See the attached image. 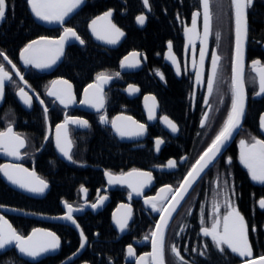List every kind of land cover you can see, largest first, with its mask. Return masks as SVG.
Listing matches in <instances>:
<instances>
[{"label": "flooded vegetation", "instance_id": "1", "mask_svg": "<svg viewBox=\"0 0 264 264\" xmlns=\"http://www.w3.org/2000/svg\"><path fill=\"white\" fill-rule=\"evenodd\" d=\"M16 1L8 0V11L5 18L0 20V29L9 23L11 14L15 10ZM20 1L27 9V0ZM165 1L167 15L175 27V32L165 44L162 66L149 65L145 52L130 50L125 53L121 60L129 53H138L139 65L134 67L133 71L122 73L119 68L120 60L116 71L103 72L111 75L112 79L101 86L104 107L100 111L88 105L84 109L78 107L85 88L93 83L98 84L97 76L83 86H76L71 81L57 76L58 67L63 61L67 48L77 45L66 47L62 61L54 69L38 70L30 65L26 66L20 59L21 50L29 42L41 37L57 38L61 29L41 27L45 30H58V35L39 36L18 45L14 51H9L2 46L3 36L0 35V52L5 53L12 62L9 64L7 60L0 57V65L11 77L4 84L0 105V132H6L8 127H11L13 133L25 141V146L19 149V159L0 150V165H20L30 172L34 171L37 177L48 184V192L51 187L59 184L58 176L61 170H68L72 175L78 171L84 172L83 180L77 184L72 195L57 200L58 209L53 214L31 211L27 206V204L44 200L48 192L42 198H32L10 188L8 183L14 184L0 176V216L7 220L20 235L26 237L32 233L33 229H42L54 233L60 240L57 249L46 252L45 256L41 254L40 258L22 255L34 260L23 258L14 245H8L6 248L0 249V264H136V260L140 257H145L150 264V256H146V254L150 253L151 233L159 214L153 212L151 207L145 204V198L156 196L158 191L166 185L171 186L173 190L179 186L192 165L222 128L231 105L233 48L231 0H209L210 32L207 37L208 42L206 45L204 44L206 55L200 83H197L196 79V67H199L200 62V39L194 36V43L189 44L185 28L193 29V14L199 13L196 17L195 34L203 36L201 2L200 0ZM140 2L144 10L133 19L136 28L144 27L149 13L153 12L151 5L149 10L144 7L143 0ZM85 3L86 0L73 13L69 14L63 23V28L67 27L69 19ZM120 5L124 6V1H121ZM109 10L113 12L111 20L115 24L116 8L110 7L98 15ZM217 10L222 12L220 22L225 24L224 34L220 30L222 32L220 34L221 47H217L215 40L217 33L215 11ZM141 14L146 17L143 25H140L136 20V17ZM246 18L247 39L244 62L246 110L244 120L236 137L196 182L169 222L164 235L165 264H222L229 263L231 259L237 264L241 261L231 253L226 245H222L224 251L221 252L210 237H205L201 233L202 227L211 226L210 216L213 211V203L219 204L221 218L228 211L223 202L224 198L220 195L222 189L227 191L233 207L245 219L248 226V244L253 256L264 255L262 253L264 251V209L259 207V201L264 199V183L252 180L247 168L240 162L241 140L246 143H253V138L264 140V134L259 129V120L264 114V94L256 97L259 92L258 76L252 70V61L254 60L260 61V64L256 65L257 68L264 66V0H253L251 6L246 8ZM116 26L125 34L123 41L116 49L100 47L91 40L88 32L87 35L93 44L101 49L114 51L120 48L126 38L124 30L118 25ZM169 42L172 44V54L177 60L176 66L179 68V75L177 68L173 70L164 63V54L169 50ZM213 50L217 52L221 60L218 78L214 83L212 94L209 95L207 77L211 71V52ZM194 61L196 67H194ZM13 65H15V69H13ZM17 71L23 76V83L16 75ZM116 73L119 75H115ZM157 73L162 74L163 79ZM60 80L67 81L71 85L70 91L75 98L74 102L69 103L67 107L56 101L54 97L47 95L48 90L53 87L52 82ZM130 85L138 91L130 93L128 90ZM174 86H177L179 90V100L176 106L164 100V97L169 96L170 89ZM56 87L64 86L56 85ZM20 88H23L32 98L30 106L26 105L18 95ZM162 96L163 103L161 102ZM153 97L155 101H153ZM205 97H207V103H205ZM41 100L44 102L43 104L40 103ZM153 105H155V118L150 120L149 109ZM45 107L48 110L47 114L44 111ZM205 113L208 116L202 126L201 120L205 118ZM101 115L106 117V123L100 122ZM164 116L176 124L177 132L173 133L165 123H161L160 117ZM65 117H76L88 122L87 127L76 124L67 126V137L72 142L70 154L75 163L70 160L62 161L57 156L54 147L57 134L56 126L62 124ZM127 117H131V120L138 124L145 125V130L143 135L132 136V141L123 142L119 136L113 133L111 122L116 118ZM98 137L102 140L110 139L120 151L131 153L142 163L105 167L96 162L92 159L91 145ZM157 139L163 141L159 150L156 147ZM229 159L231 163L228 162ZM169 160L176 162L175 168L167 167ZM133 169L152 174L151 183L143 189L139 196L135 195L127 184L125 186L110 184L105 175L108 172L119 176L131 172ZM81 187L85 191H81ZM172 195L171 192L161 193V196L165 197V203L170 200ZM101 197L105 198L103 203L93 209L91 205L96 204ZM65 203L72 205L73 219L79 225L80 232L83 231L85 236V245L76 256L81 239L73 226L37 218L65 216L68 211ZM123 206H127V208ZM129 208L131 209V218L128 220L127 228L121 231L117 227L116 220L121 219ZM75 209L80 210L75 211ZM99 219L102 220L101 222L106 221V228H108L105 232H101V236L98 231L93 230L99 227L98 224L96 227L91 225L92 220ZM86 226L93 230L92 233L88 234ZM71 233L77 238V245L71 243ZM129 246L134 251V255L131 257L127 254ZM173 246L179 252L180 258L172 252ZM98 248L100 250H97ZM258 252H261V255Z\"/></svg>", "mask_w": 264, "mask_h": 264}, {"label": "snow or ice", "instance_id": "2", "mask_svg": "<svg viewBox=\"0 0 264 264\" xmlns=\"http://www.w3.org/2000/svg\"><path fill=\"white\" fill-rule=\"evenodd\" d=\"M203 9V36H197L195 34V23L196 17L199 13L193 14V29L185 28V35L188 37V43H194V36L200 39V62L199 67H196L194 61V67H196V79L197 83H200L203 62L206 55V49L204 44L207 40L210 31L211 14L209 9V0H200ZM253 0H231V5L234 11L235 20V53L232 59V76H231V105L227 114V118L218 132V134L211 141L208 148L201 154V156L192 165L191 169L184 176L183 180L179 184V187L172 189L171 186L162 187L156 196L146 197L145 204L151 207L153 212L159 214V219L156 222L155 229L151 233V243L152 252L146 254L150 256L151 264H165L164 261V232L169 223L170 218L176 211L177 207L180 205L184 196L188 193L189 189L193 186L201 174L209 167L210 164L216 159L217 155L221 153L222 148L227 143V141L232 137L233 132L240 126L241 119L243 118L245 111V81L243 75V41L247 36V18L245 9L251 6ZM31 12L34 16L47 23H64L65 18L69 14L73 13L82 3L83 0H27ZM144 7L150 10L149 0H143ZM8 11V0H0V20H3ZM112 11L109 10L105 12L103 16L94 19L89 27L92 29L93 34L97 39H103L108 44H116L120 37L124 33L110 21ZM145 15L141 14L136 17L137 22L143 25L145 22ZM100 21L106 22V27L104 29L105 34H101L97 30V24ZM70 38L78 40L81 44L84 43L83 40L77 35L74 29L70 27L64 28L63 34L58 40H49L47 37H41L38 41H32L26 45L20 53L21 60L28 66H32L36 69H46L50 68L56 61L60 58L63 53L64 44ZM216 39L219 41L220 33H216ZM168 53L166 58L170 59L174 65L177 64L176 57L172 54V44L169 42ZM135 57L137 54H130ZM0 57L11 64V60L5 55V53L0 52ZM221 57L217 54L215 50L211 52V71L207 77V91L211 95L213 92L214 83L218 78V71L220 68ZM139 61L131 62L128 57H125L121 61V67L134 68L138 66ZM260 61H252V70L257 73L259 92L257 95L264 94V66L257 68ZM15 69V65H13ZM161 75L162 74L157 73ZM177 74L179 75V68L177 67ZM17 76L23 81V76L20 75L19 71L16 72ZM115 75H119L116 73ZM11 77L9 73L5 71L4 67L0 65V98L3 97L4 93V82L9 80ZM98 84H90L85 91V98L80 101L81 104H86L89 107L95 108L100 111L104 107V95L101 90V86L112 79L111 75L105 73H99L96 77ZM53 87L47 92V95L54 97L56 101H59L64 107H67L69 103L74 102L75 98L71 94V85L67 81H53ZM56 85H63L64 87L57 88ZM90 89H95V91L89 92ZM129 92L138 91L134 86H129ZM18 95L24 101L26 105H31L32 98L20 88ZM38 98V97H37ZM147 99V98H146ZM155 101V98H152ZM207 97H205V103H207ZM41 104L44 102L41 100ZM45 114H47V108L44 109ZM208 114H204V119L201 120V125L203 126ZM155 118V105L149 109V119ZM117 119H125L131 122V127L127 125H118ZM160 119L170 128V130L175 133L177 132V126L173 123L167 116L160 117ZM100 122L106 123V117L101 115ZM112 127L115 129L116 133L121 136H139L143 135L145 130V125L138 124L131 120V117L127 118H116L112 120ZM261 128L264 130V115L261 116ZM68 124H76L81 127H87L88 122L76 117H65L62 124L56 126V147L59 152L68 160L75 163L71 156L72 142L67 137V126ZM47 139V137H45ZM253 143H246L244 140L240 141L241 153L240 162L247 168L251 179L254 181H259L264 183V140H256L253 138ZM163 143L162 140H156V147L159 150L160 144ZM25 146V141L19 135L13 133L12 128L8 127L6 132H0V150L4 151L7 155L14 156L16 159L20 158L19 149ZM231 163V160L228 161ZM168 168H175L176 162L169 160L167 163ZM0 173L10 181L12 184L18 186L31 193L40 194L48 187V184L36 176L35 172H30L28 169L23 168L20 165H0ZM105 175L108 177V182L110 184H127V186L132 189L135 195L139 196L142 194L143 189L148 187L152 181V174L150 172H142L133 169L131 172L123 173L119 176L113 175L106 172ZM81 191H85L81 187ZM171 192L173 193L171 200L165 203V197L161 196V193ZM131 195V193H130ZM220 195L223 196L224 205L227 207L228 211L222 216L219 214V204L213 203V211L210 216L211 226L202 227L201 233L205 237H210L214 245L221 251H224L222 245H226L228 249L233 253H237L241 257H248L251 255L250 246L248 244V226L245 223L244 217L240 212L233 207L231 200L228 198V193L226 190L222 189ZM105 198L101 197L96 204L91 205L93 209L98 207L103 203ZM67 208V214L62 219L71 221L73 224L79 228V225L73 219L72 212L74 211L72 205L65 203ZM127 208V206H123ZM259 207L264 209V199L259 201ZM80 209H75L79 211ZM131 218V209L129 208L126 214L121 218L116 220L117 227L124 231L128 226V220ZM254 230V229H253ZM81 235V245L84 247L85 236L83 231ZM147 239V237H146ZM8 245H14L18 249L19 253L28 257H38L43 253L53 251L57 249L60 245L59 238L52 232L44 231L42 229H33L32 233L28 236L20 235L15 229L0 216V249L6 248ZM172 252L180 258V254L177 249L173 246ZM128 256H133L134 251L131 246L127 249ZM182 259V258H181ZM136 264H148L145 257H140L136 260ZM261 264H264V258H261Z\"/></svg>", "mask_w": 264, "mask_h": 264}, {"label": "trees", "instance_id": "3", "mask_svg": "<svg viewBox=\"0 0 264 264\" xmlns=\"http://www.w3.org/2000/svg\"><path fill=\"white\" fill-rule=\"evenodd\" d=\"M124 1V6L120 2ZM86 0L84 6L79 8L69 19L67 27L74 29L81 40L84 41L82 47H68L63 61L58 67L57 76L71 81L76 86H83L90 83L99 73L116 71L122 56L130 50L142 51L147 54L148 64L162 66V55L165 44L173 37L175 27L168 18L167 4L165 0H149L152 10L147 18L146 24L142 28H136L133 24L134 17L143 12L140 0ZM116 8L114 22L126 33L123 44L114 51H106L93 44L86 32L87 22L94 16L104 12L106 9ZM2 46L14 51L18 45H22L39 36H56L58 30H45L31 20L26 6L22 1L15 2V10L11 14L9 23L0 29ZM157 83V82H156ZM178 87L170 89L169 96L164 100L176 106L179 100ZM163 103V96L161 99ZM92 159L105 167H117L128 163H142L139 158L120 151L110 139L102 140L97 138L91 145ZM83 171L72 173L68 170L59 172V184L50 188V191L39 202L27 204L31 211L43 214H53L57 209V200L62 197H70L79 182L83 180ZM93 230L101 232L108 230L106 221L92 220ZM88 229V227H85ZM84 228V229H85ZM88 229L87 232L92 233ZM71 243L77 245V238L71 233ZM97 250H100L99 248ZM264 253V251H262ZM261 255V252H258ZM230 262L222 264H235ZM221 264V263H220Z\"/></svg>", "mask_w": 264, "mask_h": 264}, {"label": "water", "instance_id": "4", "mask_svg": "<svg viewBox=\"0 0 264 264\" xmlns=\"http://www.w3.org/2000/svg\"><path fill=\"white\" fill-rule=\"evenodd\" d=\"M83 3H84V0H83ZM27 10H28V13H29V15H30V18L32 19V21L36 24V25H38V26H40V27H43V28H45V29H55V28H58V29H61L62 31H61V33L59 34V36L57 37V38H54V39H50V38H48L49 40H53V41H55V40H58L59 39V37L63 34V32H64V28H63V23H56V22H53V23H47V22H44V21H41V20H39V19H37L35 16H34V14L31 12V10H30V7H29V5H28V3H27ZM76 10V9H75ZM74 10V11H75ZM108 12V11H107ZM202 12H203V9H202ZM245 13H246V9H245ZM112 14H113V12H112ZM104 15V13L103 14H101V15H98V16H96V17H94V18H92L90 21H89V23H88V25H87V32H88V35H89V37L91 38V40L96 44V45H98V46H100V47H103V48H106V49H116L119 45H120V43L123 41V39H124V37H125V34L122 36V37H120L119 38V40H118V42L116 43V44H108V43H106L105 42V40H103V39H97L96 38V36L93 34V31H92V29L89 27V25L91 24V22L94 20V19H96L97 17H100V16H103ZM111 18H112V15H111V17L109 18L110 19V21H111V23L113 24V22H112V20H111ZM67 19V17L65 18V20ZM232 21H233V24H232V31H233V33H232V35H233V48H232V59H233V56H234V53H235V20H234V11H233V8H232ZM137 25H139V24H137ZM105 27H106V22L105 21H100V22H98V24H97V30L98 31H100L101 32V34L103 35V34H105L104 33V29H105ZM204 30V29H203ZM210 32V31H209ZM40 39V38H39ZM39 39H36V40H33V41H38ZM246 39H247V36H246V38L244 39V41H243V66H245V64H244V62H245V50H246ZM32 42V41H31ZM206 42H208V40L206 41ZM206 42H205V45H206ZM30 43V42H29ZM28 43V44H29ZM27 44V45H28ZM70 45H77V46H82V44L78 41V40H75L74 38H70L69 40H67L66 42H65V44H64V48H63V53H62V55L60 56V58L56 61V63L55 64H53L50 68H46V69H38V70H49V69H54L57 65H59L60 64V62L62 61V58H63V55H64V51H65V49H66V47H68V46H70ZM169 51V50H168ZM168 51L167 52H165V54H164V63H166V64H168L173 70H176V68H177V66L176 65H174L173 63H172V61L170 60V59H168V58H166V54L168 53ZM132 53H135V52H132ZM132 53H129L128 55H126L125 57H128L129 58V61H131V62H135V61H138V53H136L137 55L135 56V57H132L130 54H132ZM125 57L122 59V60H124L125 59ZM20 59H21V57H20ZM232 59H231V76H232ZM121 60V61H122ZM22 61V60H21ZM23 62V61H22ZM138 65H139V63H138ZM119 68H120V71L122 72V73H124V72H128V71H133V68H132V70H131V68H129V67H121V62H120V65H119ZM243 75H244V67H243ZM18 78L20 79V77L18 76ZM21 80V79H20ZM60 81H62V80H60ZM7 82V80H5V82H4V84ZM22 83H23V81H21ZM97 83H99L98 81H97ZM92 85H95V83H93ZM88 87V86H87ZM86 87V88H87ZM85 88V89H86ZM92 91H95V89H90L89 90V92L91 93ZM244 92H245V88H244ZM245 97H246V94H245ZM256 97H259L258 95L256 96ZM3 98V97H2ZM2 98H0V105H1V102H2ZM85 98V91H83V95H82V99H84ZM85 106H87L86 104H81L80 103V105L78 106L79 108H81V109H84L85 108ZM245 110H246V100H245ZM264 115V114H263ZM244 116H245V111H244V115H243V118L241 119V122H240V126L233 132V135H232V137L227 141V143L224 145V147L222 148V151H221V153L225 150V148L233 141V139L236 137V135H237V133H238V131H239V129H240V127H241V125H242V122H243V120H244ZM260 121H261V118H260V120H259V129H260V132L262 133V134H264V130H262V128H261V123H260ZM116 122H117V124L118 125H127V126H129V127H131V122L130 121H127V120H125V119H118V120H116ZM161 123H163L164 124V122L163 121H161ZM111 129L113 130V133L115 134V135H117V136H119L117 133H116V131H115V129H113V127H112V125H111ZM132 136H124V137H121V136H119V138L123 141V142H130V141H132V138H131ZM55 140H56V137H55ZM54 147H55V150H56V154H57V156L62 160V161H69L68 159H66L60 152H59V150L57 149V147H56V141H55V143H54ZM220 153V154H221ZM220 154H218L217 155V157L220 155ZM201 156V155H200ZM217 157H216V159H217ZM215 159V160H216ZM214 160V161H215ZM214 161H213V163H214ZM212 163V164H213ZM212 164H210L209 165V167L212 165ZM208 167V168H209ZM207 168V169H208ZM207 169H205V171L207 170ZM204 171V172H205ZM204 172L201 174V176L204 174ZM0 176L3 178L4 176H3V173H0ZM200 178H198L197 180H196V182L199 180ZM107 180H108V177H107ZM7 182V181H6ZM196 182L193 184V186L189 189V191H188V193L192 190V188L194 187V185L196 184ZM8 183V182H7ZM115 185H119V186H125L126 184H117V183H114ZM8 186L10 187V188H12L13 190H16V191H18V192H20V193H22V194H25V195H27V196H29V197H32V198H36V199H39V198H42V197H44L45 195H46V193L48 192V190H49V187H47L45 190H44V192L43 193H40V194H36V193H31V192H28V191H26V190H24V189H21V188H19L18 186H16V185H11V184H9L8 183ZM179 187V186H178ZM187 193V194H188ZM187 194L184 196V199H185V197L187 196ZM183 199V200H184ZM170 200H171V198H170ZM183 200L181 201V203H180V205L182 204V202H183ZM61 205H64L63 203H61ZM180 205L177 207V209H176V211L173 213V215H172V217L170 218V220H169V222L171 221V219L173 218V216L175 215V213L177 212V210L179 209V207H180ZM65 208V207H64ZM38 219H41V220H45V221H49V222H52V221H57V222H59V223H64V224H67V225H71V226H73L74 227V229L76 230V232L78 233V235L80 236V239H81V235H80V230L76 227V225L75 224H73L71 221H68V220H65V219H62L61 217L60 218H51V217H37ZM159 219V218H158ZM157 219V220H158ZM169 224V223H168ZM156 225V224H155ZM168 226V225H167ZM167 228V227H166ZM154 229H155V226H154ZM153 229V230H154ZM165 231H166V229H165ZM164 235H165V232H164ZM82 242V241H81ZM84 245H85V241H84ZM83 248H79V250H78V252L75 254V256L79 253V252H81V250H82ZM152 243H151V239H150V253L152 252ZM251 250V249H250ZM231 251V250H230ZM231 253H233V252H231ZM234 255H236L241 261L239 262V263H237V264H261V258H264V255H261V256H256V257H254L253 256V253H252V251H251V255L250 256H248V257H241V256H239L237 253H233ZM20 256H22V254L20 253L19 254ZM46 254L45 253H43V255L42 256H45ZM23 258H25V259H29V260H34V259H30V258H26V257H24V256H22ZM39 258H40V256H38ZM151 257H150V264H151Z\"/></svg>", "mask_w": 264, "mask_h": 264}, {"label": "rangeland", "instance_id": "5", "mask_svg": "<svg viewBox=\"0 0 264 264\" xmlns=\"http://www.w3.org/2000/svg\"><path fill=\"white\" fill-rule=\"evenodd\" d=\"M215 13H216V26H215L216 27V31L219 32L220 34L223 32V34H224V26H225V24L220 22L221 21L220 19H222V12L220 10H217V11H215ZM220 30L222 32H220ZM215 40H216L217 47L218 46L221 47V45H222L221 38L219 39V41L216 38H215ZM227 46H228V44H227Z\"/></svg>", "mask_w": 264, "mask_h": 264}]
</instances>
